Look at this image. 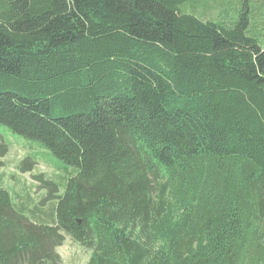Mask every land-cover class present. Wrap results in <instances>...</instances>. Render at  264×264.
Wrapping results in <instances>:
<instances>
[{
    "label": "trees",
    "instance_id": "16d2710c",
    "mask_svg": "<svg viewBox=\"0 0 264 264\" xmlns=\"http://www.w3.org/2000/svg\"><path fill=\"white\" fill-rule=\"evenodd\" d=\"M184 1L0 0V122L74 168L48 212L0 186V264H264V46Z\"/></svg>",
    "mask_w": 264,
    "mask_h": 264
},
{
    "label": "rangeland",
    "instance_id": "374dc122",
    "mask_svg": "<svg viewBox=\"0 0 264 264\" xmlns=\"http://www.w3.org/2000/svg\"><path fill=\"white\" fill-rule=\"evenodd\" d=\"M242 5L243 0H187L180 5V10L193 13L202 20L229 24V21L237 17ZM249 5L251 30L259 33L257 36L264 46V0H250ZM5 145V152L0 153V186L8 190L13 203L19 208L22 203L24 206L27 204L29 207H39L45 212L51 211L57 199L48 196L49 188L41 186V180H37L35 175L42 173L44 178L55 182L58 193L62 194L66 180L74 172V168L57 158L39 140L15 133L0 122V151ZM83 153V159H91L92 165L94 161L102 164L108 162L107 152ZM23 165L28 168L22 170ZM24 212L30 216L25 210ZM52 217H55L54 211L51 212ZM56 250L61 256L62 264H84L90 254L89 249L68 235Z\"/></svg>",
    "mask_w": 264,
    "mask_h": 264
}]
</instances>
